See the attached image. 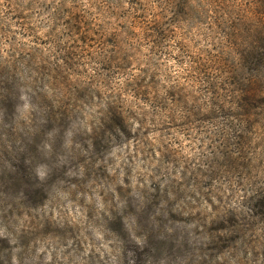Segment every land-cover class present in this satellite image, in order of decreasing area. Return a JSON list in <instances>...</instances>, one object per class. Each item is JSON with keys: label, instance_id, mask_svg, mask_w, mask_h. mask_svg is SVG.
Instances as JSON below:
<instances>
[{"label": "clouds", "instance_id": "9594fccd", "mask_svg": "<svg viewBox=\"0 0 264 264\" xmlns=\"http://www.w3.org/2000/svg\"><path fill=\"white\" fill-rule=\"evenodd\" d=\"M256 52L264 0H0L5 180L12 185L26 154L29 178L47 186L36 208L20 206L22 193L0 200V216L12 213L0 226V264H264V60L248 56ZM44 114L66 116L64 155L57 129L30 151ZM101 134L110 151L92 164ZM69 160L77 167L64 175L76 183L57 178ZM153 184L159 206L148 228L125 218L136 249L126 252L102 214L124 208L118 187L141 211ZM46 225L74 238L45 239ZM22 230L34 237L26 246Z\"/></svg>", "mask_w": 264, "mask_h": 264}, {"label": "rangeland", "instance_id": "374dc122", "mask_svg": "<svg viewBox=\"0 0 264 264\" xmlns=\"http://www.w3.org/2000/svg\"><path fill=\"white\" fill-rule=\"evenodd\" d=\"M158 32V30H156ZM159 38H163V32L160 31ZM250 54V53H249ZM248 54V55H249ZM264 54V52H263ZM264 60V59H263ZM79 98H83L84 93L81 92L78 94ZM8 95L6 92L0 87V109H9L10 105L8 103ZM243 106V105H242ZM7 120V115L5 116ZM45 123L40 126V130L32 136L33 144L30 145V151L33 155H35V144H39L41 140L44 139V134L47 132H51L54 129L59 130V135L56 138V150L60 153V155H64L61 151V143L60 137L63 136L64 131L68 128V122L66 120V116L61 114L59 119H54L49 117L47 114H44ZM117 141L119 142V137H117ZM87 147V145H84ZM110 151V146L107 143L103 142V136L97 138L94 141V158L92 159V164H95L96 159L103 160L107 152ZM28 156L26 154H21L15 164L13 165L16 168V173L14 176V180L12 185H8L5 176H4V161L0 160V200H2L5 196H11L15 198L16 196H22L19 198V204L25 210L29 208H36L37 206L42 205L44 199H46L45 190L47 188L46 185L38 186L37 182L34 179H30V165L25 164V159ZM78 163H84V159L80 158ZM111 163V161H109ZM77 167V161L69 160L68 164L60 165L59 169L57 170V178L65 180L67 183H76V179L68 178L64 174L69 171V169L75 170ZM95 174H103L101 170H93L89 173L90 178ZM125 183H129L126 179ZM152 187L155 189L152 193H142L145 197V204L141 211L137 212V208L139 207V200L136 196L131 195V189H121L120 187L117 188V191L121 194V199L124 201V208L120 211H111L110 216H103L102 214V223L104 228L111 232L113 235L119 237L121 240L125 242V250L127 251H136L135 247L127 242V233L125 230L124 220L126 217H135L136 222L142 228H148V218L150 214L154 213V209L159 206V199H160V191L156 184H153ZM15 207V205H14ZM18 216L21 215L19 211L16 213ZM12 213L9 212L5 216H0V226H5L8 219L11 217ZM92 218V214H89V219ZM169 219L172 221H177L182 219L181 217L172 214L169 212ZM157 221L160 222L161 227L163 224L167 223V220H164L162 217H157ZM186 222V221H185ZM98 224L100 222H97ZM40 235L47 239L51 236L53 239L59 240L61 244H64L67 239L74 238V234L71 228H60L57 226L46 225ZM33 235L29 232L21 231V243L23 245H27L29 240L33 239ZM151 242V241H150ZM162 243V242H161ZM8 248V243L6 240H0V252H3L5 249ZM148 250L145 249V252ZM140 253L137 252V257ZM42 259V257H41ZM103 264V262H101ZM127 264V259L125 261Z\"/></svg>", "mask_w": 264, "mask_h": 264}, {"label": "trees", "instance_id": "16d2710c", "mask_svg": "<svg viewBox=\"0 0 264 264\" xmlns=\"http://www.w3.org/2000/svg\"><path fill=\"white\" fill-rule=\"evenodd\" d=\"M158 30V32L160 33V31H159V29H157ZM158 32H157V36H159V34H158ZM159 38V37H158ZM249 58L253 61V62H255L257 59H261V60H263L264 59V54H263V52H256V53H250L249 55ZM2 88V87H1ZM3 89V88H2ZM250 103V102H249ZM244 106V105H243Z\"/></svg>", "mask_w": 264, "mask_h": 264}]
</instances>
